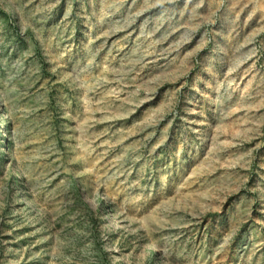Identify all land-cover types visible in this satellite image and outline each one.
Here are the masks:
<instances>
[{
  "label": "rangeland",
  "instance_id": "rangeland-1",
  "mask_svg": "<svg viewBox=\"0 0 264 264\" xmlns=\"http://www.w3.org/2000/svg\"><path fill=\"white\" fill-rule=\"evenodd\" d=\"M0 264H264V0H0Z\"/></svg>",
  "mask_w": 264,
  "mask_h": 264
},
{
  "label": "bare ground",
  "instance_id": "bare-ground-1",
  "mask_svg": "<svg viewBox=\"0 0 264 264\" xmlns=\"http://www.w3.org/2000/svg\"><path fill=\"white\" fill-rule=\"evenodd\" d=\"M0 119H1V116H0Z\"/></svg>",
  "mask_w": 264,
  "mask_h": 264
}]
</instances>
